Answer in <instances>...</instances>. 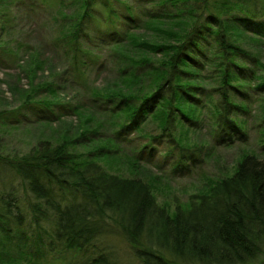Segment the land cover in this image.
<instances>
[{
	"label": "trees",
	"instance_id": "1",
	"mask_svg": "<svg viewBox=\"0 0 264 264\" xmlns=\"http://www.w3.org/2000/svg\"><path fill=\"white\" fill-rule=\"evenodd\" d=\"M37 2L61 16L60 24L53 19L48 25L59 28L53 44L61 46L74 77L87 73L80 44H90L88 31L108 45L107 64L115 58L120 67L113 66L103 88L70 107L76 124L64 119L67 107L56 100L53 81L33 83L49 58L25 66L26 89L8 85L15 104L0 114V135L33 132L25 153H0L7 183L0 187L2 223L17 231L27 211L35 223L48 219L52 235L67 247L84 254L93 249L81 264H121L113 248L101 245L102 236L122 238L139 264H263L264 159L254 150H240L231 176L208 179L170 212L156 201L159 177L147 175L146 164L125 155L122 146L133 133L147 135L142 130L148 118L159 130L149 141H175L179 130L187 137L198 128L203 98L214 95L213 146L243 141L244 121L237 116L247 111L241 104L264 95V68L258 70L259 57L249 49L261 43L264 52V0H144L138 8L134 1L123 4L122 15L107 0H6L0 20ZM98 8L106 16H98ZM0 27L2 36L6 29ZM243 34L246 48L232 39ZM23 47L30 50L20 43L11 56ZM205 63L215 64L213 74H219L209 77L210 89L198 82ZM40 90L51 98L36 99ZM261 112L263 138L264 101ZM195 146L175 144L176 168L183 173L200 161L202 149ZM136 150L149 159L154 145ZM113 165V172L105 168ZM0 264L36 263L0 252Z\"/></svg>",
	"mask_w": 264,
	"mask_h": 264
},
{
	"label": "rangeland",
	"instance_id": "2",
	"mask_svg": "<svg viewBox=\"0 0 264 264\" xmlns=\"http://www.w3.org/2000/svg\"><path fill=\"white\" fill-rule=\"evenodd\" d=\"M5 1L0 0V8L2 7L1 3ZM119 1L107 0V4L120 15L123 13V4L129 5L132 3L133 5V2L137 1V8L140 6L138 2L140 0ZM259 1L257 0V2ZM38 2L36 5L34 3L33 6H29V8L19 9L16 12V16L9 17L7 22H5V19L0 20V26L3 25L6 29V32L0 36V47L5 49V53L0 55V61L2 62L0 64V114H4V110H7L15 104L14 98L8 90V85H16L18 88L26 89L27 79L25 78V66L37 59L44 61L49 58L51 63L47 59L49 66L42 65L44 69L43 74L41 75V72L37 71V76L34 78L33 83L38 85L43 80L48 82L53 81L52 88H56V100L67 107V110L64 112V119L71 124H76V116L71 112L70 107L85 102L87 99L85 96L88 94L91 95L93 88H103L105 80L110 75V71L112 72L113 70V66H120L115 58V63L113 59H110L107 64L108 45L102 42L99 35H95L93 31H91L92 33L88 31L90 44L84 46V42L80 44V48L83 50L81 56H83L86 66L84 69L87 73L80 70L81 73H76V77H74L73 70L70 69V63L64 62L60 57L62 52L61 46L53 44L54 37L58 33L57 30L59 28L53 25L51 26L50 24L48 25V23L53 22L55 19L60 24L61 16L56 13V9H50L46 4L42 5ZM31 9L38 12L40 17L35 15V12H31L30 14L29 10ZM73 9L74 7L71 6L70 9L64 12L65 15H70ZM0 12V16L4 14L3 10H0ZM95 13L100 17L106 16V12L101 8H98ZM120 23L121 21H119ZM243 37L244 34L240 37L234 36L232 39L235 43L246 48L247 42ZM20 43L23 46L26 45L29 47L30 50L24 47L21 50H17L19 54L15 58L11 56L10 51L16 52V47L18 48V44ZM259 45V47L253 46L249 49L253 53H257L260 63L258 70L261 72L264 68V52L260 50L261 43ZM17 59L19 60L18 63ZM104 61L106 64L100 66ZM217 61L215 60L216 63ZM214 65H207L205 63L206 68L199 72V76L202 78L201 81H198L200 86L209 88V77L219 75L218 71L216 74H213V70H215ZM30 66L32 67L33 65L30 64ZM50 68L51 71L46 72ZM114 73H116V70ZM50 74L51 77H49ZM44 96L51 98L46 95V91L44 90L36 93V99H42ZM237 96L242 98L240 95ZM218 101V97L215 95L211 96L207 101L203 98L205 106L201 104V108L198 109L197 113L199 119L198 128L196 130H188L187 137L182 136L185 134H181L179 130V132L177 131L175 133V141L169 142L163 140L162 142L160 141L161 143L158 141H149L147 138L155 136L159 130L156 128L155 122L151 118H148L142 130V133L147 135L141 136L140 134L133 133L122 146L125 155H134L140 159L141 164L143 162L146 164L144 165V170L147 175L159 177L156 179L158 184L157 189L159 191L155 193V197L157 203L160 205L164 204L170 212H174L175 205L184 204L188 200L189 195L195 194L197 190L203 189L202 187L206 185L208 179L214 183L219 179L231 176L233 174L234 164L239 159L240 150L252 149L264 159L263 143L261 142L264 140V136L262 138L260 135L261 132L259 131L262 116L261 105L264 101V95L257 96L255 99L250 97L241 104V106L246 108L247 114L239 112L241 114L237 117L238 120L244 121L245 138L243 141L234 140L229 146L225 144L213 146L212 142L215 139L213 135L215 126L213 125L214 115L212 110ZM236 103L238 104V101ZM2 118L4 117L0 116V123L3 121ZM183 131H185V128H183ZM32 132L31 130L30 133ZM30 133H22L20 131L0 135V153L7 156L25 153L31 142ZM177 141L182 144L188 143L191 149L194 148L193 144H195V148H198V151L200 149L202 150L198 165L190 167L189 172L182 173L180 175L182 176L181 178L173 180L169 178V170L171 169V164L176 159V152H178L175 147V144L178 143ZM243 142H246V144ZM149 145H154L153 159L141 157V151L139 150L137 152L136 150L138 147H148ZM202 145H205V147H202ZM173 147L175 148L172 149ZM3 172L6 173L5 171ZM1 182L4 185L7 184L3 178H1ZM110 241L113 243L111 248L117 252V258L121 264H139V261L131 256V252L122 238L114 236L110 238ZM13 252L15 253V251ZM55 253L37 256L39 258L38 262L40 264H67L69 262L62 257L61 253Z\"/></svg>",
	"mask_w": 264,
	"mask_h": 264
},
{
	"label": "bare ground",
	"instance_id": "3",
	"mask_svg": "<svg viewBox=\"0 0 264 264\" xmlns=\"http://www.w3.org/2000/svg\"><path fill=\"white\" fill-rule=\"evenodd\" d=\"M138 2L142 4L144 3V0H140ZM59 142L63 141L61 140ZM57 145H60V143ZM153 158L154 157L152 155L149 157V159ZM176 165H178V162L174 161L173 164H171L170 166L171 169L169 170V178L173 180L181 178L182 176L180 175L183 173V171L176 168ZM105 168L112 172L114 171L113 169H115L114 165L107 166ZM1 178H3L6 182V175L2 171L0 165V187H3L4 184H2ZM25 214L26 221H24L23 224L19 226V229L17 231L12 229L15 228L12 223L10 224L11 228H9L5 226L0 220V227L3 229L0 234L1 239H7L5 240L7 242L0 244L2 255L22 257L24 259L33 260V262H35L36 264H40L38 262L39 258L37 256H43L47 253H61L62 257H64L66 260H72L73 264H81L82 261H85L88 255L89 257L93 256V249H90V251H88L89 253L84 254L67 247L64 244L63 240H57L52 235V227L48 219L40 218L38 224V222L35 223V221L32 219L31 213L29 214L27 211L25 212ZM9 220H12V216L10 214H8L7 221ZM110 238V236H102L99 242L103 247L110 248L111 245H113V243L110 241ZM12 250L15 251V253Z\"/></svg>",
	"mask_w": 264,
	"mask_h": 264
}]
</instances>
